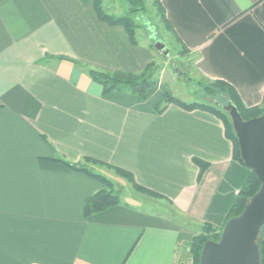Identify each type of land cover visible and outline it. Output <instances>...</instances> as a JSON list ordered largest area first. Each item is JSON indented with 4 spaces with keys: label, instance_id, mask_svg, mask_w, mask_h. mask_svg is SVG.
<instances>
[{
    "label": "crops",
    "instance_id": "crops-1",
    "mask_svg": "<svg viewBox=\"0 0 264 264\" xmlns=\"http://www.w3.org/2000/svg\"><path fill=\"white\" fill-rule=\"evenodd\" d=\"M160 2L197 74L261 106L264 0ZM93 3L0 0V264H179L189 228L136 198L86 217L105 185L58 158L125 170L192 224L219 229L251 174L212 113L158 90L103 94L88 68L139 74L154 56Z\"/></svg>",
    "mask_w": 264,
    "mask_h": 264
},
{
    "label": "trees",
    "instance_id": "trees-1",
    "mask_svg": "<svg viewBox=\"0 0 264 264\" xmlns=\"http://www.w3.org/2000/svg\"><path fill=\"white\" fill-rule=\"evenodd\" d=\"M127 2L129 3L130 8L126 14L121 16L107 14L103 8L104 0H94L93 5L100 21L111 26H123L129 35L131 44L138 45L139 42L136 39V32L140 27L136 22L135 16L138 15L140 12L144 11L145 0H127ZM153 4L159 11V15L161 17V21L165 29L172 34L174 40H176V42L180 45V50L182 52H188L189 50L182 43V41L174 32L170 23L167 21L160 0H154ZM56 59H58L59 61L69 60L65 57H58ZM69 61H71L77 67H82L79 62L72 60ZM151 65L152 63H149L147 67L139 74L124 71H105L95 68H88L87 74L94 82L102 86L104 95L114 91H118L122 93L133 94L143 100H146L150 89L156 84L155 80L153 79V71L152 69H150ZM211 85L212 88L206 87L207 94L210 96H216L220 94L221 99L223 98L224 100L231 102L237 107L239 113L245 121L259 117L264 113V98L261 106L246 107L241 101V98L235 88H233L228 83L224 81H215L212 82ZM171 101L172 102L170 103H174L186 110L191 111L194 109H202L218 117L225 126L227 137L233 142L235 158L244 165L243 161L241 160L240 148L236 133L234 131L233 123L229 115L223 109L218 110L212 106L201 103L185 104L175 99H171ZM164 108L165 107H163V105L161 104L158 107V110L161 112ZM56 160L62 162L64 165H66L72 170L82 172L85 175H88L103 184H109V181L106 177H104L100 173L90 170L84 164H71L61 158H58ZM85 163H93L97 166H104L102 162H98L91 159H85ZM197 163L200 164L201 171L205 169L204 163H201L199 161ZM110 169L114 170L116 174L124 177L136 191L148 194L155 198H162L159 194L146 190L145 188H142L141 186L137 185L131 173L114 167H111ZM261 185V181L259 180L257 175L251 170V174L247 179L246 183L241 188L238 196L236 197L228 213L224 225L219 229L213 225L204 224L202 232L194 236L191 241L187 244V247L190 250L189 253L193 257V264H200L201 252L205 243L210 240H220L225 225L228 223L229 220L239 216L244 211L249 200L260 190ZM122 202L123 201L118 193L112 190L102 189L87 200L84 213L86 217H89L101 211H104L110 207L120 205L122 204ZM258 245L260 252V264H264V226L261 229L258 237Z\"/></svg>",
    "mask_w": 264,
    "mask_h": 264
},
{
    "label": "rangeland",
    "instance_id": "rangeland-1",
    "mask_svg": "<svg viewBox=\"0 0 264 264\" xmlns=\"http://www.w3.org/2000/svg\"><path fill=\"white\" fill-rule=\"evenodd\" d=\"M153 2L154 0H145L144 11L135 16L140 27L136 32V39L140 46L150 48L154 56L150 69L153 71V79L156 84L150 91H163V98L166 103L175 99L185 104L201 103L222 110L228 105V101L221 99L220 94L216 96L207 94L206 87L212 88V82L197 74L194 55L189 51L182 52L180 50V45L174 40L172 34L165 29L159 11ZM103 8L107 14L121 16L128 12L130 5L127 0H104ZM158 45H164L169 54H160ZM81 164L106 177L109 184H104L105 189L118 193L122 200L130 202L134 198L140 199L139 205L143 209L173 217L181 226L189 228L194 236L202 232L204 224L201 226L192 224L189 218L178 215L166 202L136 191L124 177L110 171L104 172L105 174L102 173L101 168H104L103 166L85 163V161ZM189 252L187 244L183 245L179 264H193V257Z\"/></svg>",
    "mask_w": 264,
    "mask_h": 264
},
{
    "label": "water",
    "instance_id": "water-1",
    "mask_svg": "<svg viewBox=\"0 0 264 264\" xmlns=\"http://www.w3.org/2000/svg\"><path fill=\"white\" fill-rule=\"evenodd\" d=\"M157 48L160 54H169L164 45ZM223 110L233 123L241 160L262 185L244 211L228 221L220 240L205 243L200 264H260L258 237L264 226V113L245 121L231 102Z\"/></svg>",
    "mask_w": 264,
    "mask_h": 264
}]
</instances>
